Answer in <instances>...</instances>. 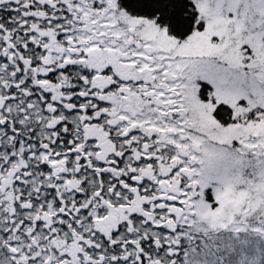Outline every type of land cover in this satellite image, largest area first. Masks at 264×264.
I'll return each mask as SVG.
<instances>
[{"label":"snow or ice","instance_id":"1","mask_svg":"<svg viewBox=\"0 0 264 264\" xmlns=\"http://www.w3.org/2000/svg\"><path fill=\"white\" fill-rule=\"evenodd\" d=\"M0 264H264V0H0Z\"/></svg>","mask_w":264,"mask_h":264}]
</instances>
